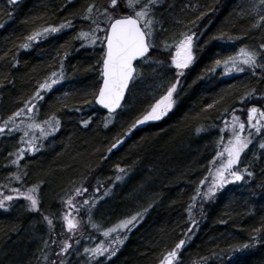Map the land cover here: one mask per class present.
<instances>
[{
	"label": "trees",
	"instance_id": "obj_1",
	"mask_svg": "<svg viewBox=\"0 0 264 264\" xmlns=\"http://www.w3.org/2000/svg\"><path fill=\"white\" fill-rule=\"evenodd\" d=\"M92 2L22 0L9 4L0 0V124L4 125L0 129V197L12 195L5 201L8 207H0V264H56L64 233L61 211L80 187L86 188L83 197L88 201L83 209L90 206L101 224L113 222L104 221L107 217L135 212L132 205L137 200L149 201L145 205L150 204L151 210L123 230L122 242L115 245L109 243L111 235L101 230L95 231L97 242L92 244L91 230L76 251L84 261L71 260L70 253L63 264H159L181 239L185 243L173 264H264V147L260 144L264 131L255 132L247 124L243 130L252 133L251 140L232 166L243 173L242 179L218 187L208 199L202 198V191L196 194L197 187L204 190L211 183L210 167L214 169L227 158L225 153L223 159H212L217 151L224 152L230 135L224 125L231 124L233 111L246 122L248 106L264 108V96L238 99L253 88L264 92V68L260 67L264 56L255 70L242 63L245 70L241 72L225 73L223 65L211 70L218 56L238 52L242 45L259 50L264 44V21L254 25L257 17L264 16V3L153 0L149 14L159 28L149 53L152 58L137 63L138 75L129 85L123 106L105 126L107 113L91 99L100 83L102 46L99 40L93 45L77 38L81 29L95 31L93 21L83 15ZM95 3L103 6L105 0ZM63 21L69 25L30 41L28 48L21 47L33 29ZM185 30L195 33V56L179 74L171 111L158 121L132 128L125 138L130 125L176 80L178 74L170 62L172 42ZM96 35L102 36L103 31ZM165 40L171 47L163 46ZM54 72L62 74L61 80L42 90L27 114L14 117L22 127L13 128V121L5 118L22 107L39 83ZM53 115L59 118L55 131L43 129L46 135L41 136L40 128L27 127L31 120L43 127ZM89 116L88 124L80 123ZM30 134L35 137V151L26 144ZM120 136L125 141L112 150ZM17 156L19 161L11 163ZM245 165L251 175L243 171ZM117 175L123 180L119 182ZM201 179L204 184L199 183ZM31 184L38 185V209L28 208L25 197L13 195V190H26ZM97 195L100 198L91 203ZM100 242L106 250L100 255L89 256L84 251Z\"/></svg>",
	"mask_w": 264,
	"mask_h": 264
},
{
	"label": "snow or ice",
	"instance_id": "obj_2",
	"mask_svg": "<svg viewBox=\"0 0 264 264\" xmlns=\"http://www.w3.org/2000/svg\"><path fill=\"white\" fill-rule=\"evenodd\" d=\"M8 2L11 4L13 0H8ZM152 3L153 0H105V5L101 6L97 5L95 0H93L92 3L87 4V7L83 12V15L86 18L93 21V28L95 31L92 29L87 31L81 29L77 33V38L82 39L85 44L93 45H95L97 40H99L103 46V51L100 53L102 58V64H100L101 82L99 83L98 89L95 91L91 99L93 102H98L99 105L104 106L108 110L107 115L103 120L105 126L111 123V118L115 115L114 110H116L118 106H123L121 105V100L125 95V90L129 85V81L134 80L136 75H138L136 66L134 64L136 58H140L141 60L152 58L150 55H145L146 53H149V48L151 47L152 41L154 39V18L153 16L149 15V13L152 11ZM262 3H264V0H262ZM121 9L125 10L121 11ZM201 15H203V13H201ZM96 20H101L103 23H96ZM261 21H264V16L257 17L256 21H254V25L260 23ZM68 25L69 21H63L61 24H48L44 27L35 28L26 36L21 44V47L28 48L30 47V41L37 40L42 35H47L49 31L56 32L58 29L67 27ZM100 30L103 31V35L97 37L96 32ZM195 39V33L185 30L180 34L178 39L173 40L172 43L174 44V50L173 54L171 55V64L175 65V69L178 74L176 80L168 84L166 91H164L162 95H159L158 98L154 99V101L146 108L143 114L139 115L135 122L126 130L125 135L128 131H131L132 128L136 127L142 122L159 119L172 107L174 102L173 92L177 88L179 74L182 73L184 69L192 63L195 56L193 51ZM163 46L171 47L167 40L164 41ZM262 56H264V44L259 45V50L256 48H248L242 45L238 52L232 53L228 56H218L213 62V68L211 70H215L216 65H223L225 73L231 72L233 70L236 72H241L245 70L243 67H241V63L243 65L250 66V70H255L257 61ZM61 61H63V56H61ZM138 62L139 61H137V63ZM62 66L63 65L61 64V67ZM260 67L264 68V64H261ZM61 78L62 74H58V72L49 73V75L39 83V86L36 88L35 92H33V94L23 102L22 107L17 108L5 119L7 121H13V128L18 126L22 127L21 122L14 121L13 118L21 115L22 112L27 114V111L32 109L33 105L36 103V100L40 99L43 95L42 90H48L52 88V86ZM252 94L264 96V92L257 93L255 88H253L244 92L243 95L238 97V99L240 101H244L246 97H249ZM33 97H35V99H33ZM213 103H215V101ZM205 107H209V105H205ZM91 119L92 117L89 116L87 119H82L80 123L86 125ZM225 119H227V116H225ZM246 124L248 128L253 129L255 132L264 131V108L258 107L256 104L248 106L246 122L245 120L240 119V117L236 115L235 111H233L231 124L224 125V128L230 129V135L228 136L227 142L224 145V152L217 151L216 156H214L212 159L214 161L217 157H221L223 159L225 153L227 158L223 159V162L219 163L214 169L210 167L213 179L211 183L208 184L207 188L201 190L199 187H197L196 189V194H199L202 191L203 199L213 197V194L217 192L218 187H223V185L227 184L229 181L242 179L243 173L238 170H233L232 166L237 163L241 152L249 145L251 140L252 133H244L243 131L246 127ZM58 126V117L53 115L47 118V127L49 129L55 131V128ZM27 127L40 128L41 136L46 135L42 124L35 120L29 121L27 123ZM3 128L4 125L0 124V129ZM223 130L224 129H221L222 132ZM197 131H200V129L197 128ZM23 138L24 137L21 136V140H23ZM33 139H35V137H33ZM123 139L124 136H120L119 139L115 141V144H113L111 147L114 148ZM260 144L261 147H264V139H261ZM42 146L43 145H41V147ZM21 147H23V145H21ZM28 147L32 151H35V146L31 143V141L29 142ZM17 152H19L20 156L24 155L20 149H17ZM18 161L19 156H17L15 160L11 161V163H17ZM115 167L119 169L121 166L117 164ZM243 171L248 172L246 165ZM248 174L251 175V172H248ZM10 175H12L16 180L21 179L18 173H11ZM205 175H207V173ZM116 179H121V176L117 175ZM199 183L204 184L205 181L201 179ZM37 188V184H31L26 190H13V195L25 197L29 201L27 205L28 208L38 209L39 198L36 194ZM0 191L3 190L0 189ZM80 191V188H76L73 195L80 193ZM95 191L99 192L100 189H96ZM104 191L106 192L107 189ZM99 198V195H97L96 198L91 201V203L94 204ZM11 199L12 195H4L0 197V207L7 208L8 204L5 203V201H9ZM82 199L85 203L88 202L86 196L82 197ZM192 202H195L194 198ZM68 204L71 205V208H69L68 211L64 213L63 219L68 229H74L78 221L73 216H71L70 213L72 209L77 207V205L73 203L71 197H68ZM188 211L191 213L192 209L189 208ZM136 215L137 214H133L132 216L121 220L118 227H124L128 225L131 221L135 220ZM44 219L48 221L49 225L52 224V220L48 215H45ZM195 223L196 221L192 220V224L194 225ZM102 230L105 235H107L110 231V229ZM252 235L254 237L253 242H255L256 233L254 232ZM118 241L122 242V238L120 236H117L115 240L111 241V243L115 245ZM62 243L63 247L58 249L60 252H64L65 249H68L69 247V242L67 240H64ZM184 243L185 240H179L173 248L164 253L163 259L159 262V264H173V262L178 258V251ZM248 244L249 242L246 241L244 246L247 247ZM102 245L103 242H100L97 243L91 250L85 248L84 251L88 252L89 256H91L92 253L100 255L102 252L106 251ZM236 247L239 248L240 246ZM107 255H112V251L107 250ZM60 264H63V260L60 261Z\"/></svg>",
	"mask_w": 264,
	"mask_h": 264
},
{
	"label": "rangeland",
	"instance_id": "obj_3",
	"mask_svg": "<svg viewBox=\"0 0 264 264\" xmlns=\"http://www.w3.org/2000/svg\"><path fill=\"white\" fill-rule=\"evenodd\" d=\"M158 28L159 27H158L157 20L154 18V24H153V36H154V39L152 41V45H151L152 47L155 45V42H154L155 41V36H156L155 34H156ZM42 36H44V35H42ZM96 44H97V42H96ZM100 46H102L101 43H100ZM172 54H173V52H172ZM170 62H171V57H170ZM171 65L175 69V65H173V64H171ZM58 74H60V73H58ZM60 80H58L57 82H59ZM171 109H172V107L167 112H169ZM167 112L165 114H167ZM163 116H161L160 118H162ZM43 129H49L47 127V122L44 124ZM32 137H33V134H32V136H31V134L30 135H27V137L25 139V140H27L26 141V144L27 145L29 144L30 141L32 143V141H33ZM119 180L122 181L123 180L122 177ZM229 182H235V180H232V181H229ZM80 189H81L80 193L73 195V193L75 192L74 191L72 193V195L70 196L72 198L73 203L77 205V207L74 208V209H72V211L70 213V215L73 216L78 221V223L76 224V227L74 229H68V228L67 229H64V226H63V223H64V219H63L64 213L66 211H68L69 208H71V205L68 204V199L64 203L63 208H62V211H61V216H62L61 223H62V228H63V232L64 233L62 234L60 243L57 246L56 253L58 252L59 254L57 253L58 254L57 260L58 261L55 260V261H57L56 264H60V261L64 259L63 257H65V256H68L69 257L70 253H75L78 250V247H80V245L84 244L85 238H86L87 234H89V232L91 230L93 231V233H91L89 235L90 236L93 235V237H94V233H95V236H96V232L95 231L101 230L103 232L102 229H110V231L108 232V235H111V240L109 241V243H111V241L112 240H115L117 236H121L122 235L123 230L125 231L126 229L130 228L132 226V222L134 221V220L131 221L128 225H126L124 227H118L119 222L121 220L120 221H115V222H113L111 224V226L105 228V226H103L99 222V220L98 221L95 220L96 218L94 217V214L92 213V210L90 209L91 208L90 206H89V209L88 208L83 209L82 204H86V203H84V200L81 197H83V194H84V191H86V188L85 187H80ZM84 210H86V211H84ZM85 215L89 216V219H86L85 218ZM96 215H99V214L97 213ZM122 220H124V219H122ZM93 225H95V226H93ZM113 226H117V227H113ZM93 237L90 239V241H93V239H94ZM121 238H122V236H121ZM64 240H67L69 242V247H68V249H65L64 252H60V251H58V249L60 247H63V243L62 242ZM55 261L53 260L52 263L55 262Z\"/></svg>",
	"mask_w": 264,
	"mask_h": 264
},
{
	"label": "bare ground",
	"instance_id": "obj_4",
	"mask_svg": "<svg viewBox=\"0 0 264 264\" xmlns=\"http://www.w3.org/2000/svg\"><path fill=\"white\" fill-rule=\"evenodd\" d=\"M146 203H149V201L148 202L147 201L145 202V200H144V202L141 201V203H140V201L137 200V202L132 205L133 206L132 208H134L133 210H135V212L131 213L132 212V210H131L130 212L124 213V214H122L120 216H118V215L117 216H114L113 215V216H111V218L110 217L109 218L107 217L106 220L104 219V221H113V222L114 221H119V220L125 219L127 217H130L133 214H137L136 215V218L140 216L139 218H137V219L140 220V219H142L144 217V215H148V213L151 210L150 204L145 205ZM113 222H107V223L105 222V223H102V225L103 226L104 225H111ZM135 222H137V221H133L132 224H135ZM70 259L71 260H75L77 263H81L82 261H84L83 256L79 252L73 253V255H71V258ZM73 264H76V263H73Z\"/></svg>",
	"mask_w": 264,
	"mask_h": 264
},
{
	"label": "water",
	"instance_id": "obj_5",
	"mask_svg": "<svg viewBox=\"0 0 264 264\" xmlns=\"http://www.w3.org/2000/svg\"><path fill=\"white\" fill-rule=\"evenodd\" d=\"M20 1H22V0H13V2H12V4H17L18 2H20ZM146 54H148V53H146ZM145 54V55H146ZM140 58H136V60H139ZM135 62V61H134ZM129 83H130V81H129ZM129 86V85H128ZM128 88V87H127ZM127 88H126V90H125V94H126V91H127ZM124 98H125V95H124V97L122 98V100H121V104H122V102H123V100H124ZM95 103V105L98 107V108H100L101 110H103V111H105V112H108V110L104 107V106H102V105H99L98 104V102H94ZM118 108H119V106H118ZM118 108L116 109V110H114L115 112L118 110ZM143 123V122H142ZM141 123V124H142ZM141 124H138V125H141ZM119 144H117L116 146H118ZM115 146V147H116ZM114 147V148H115Z\"/></svg>",
	"mask_w": 264,
	"mask_h": 264
},
{
	"label": "flooded vegetation",
	"instance_id": "obj_6",
	"mask_svg": "<svg viewBox=\"0 0 264 264\" xmlns=\"http://www.w3.org/2000/svg\"><path fill=\"white\" fill-rule=\"evenodd\" d=\"M139 217H140V216H139ZM139 217H137V218H139ZM137 218H135V221H141V219L139 220V219H137ZM104 226L107 227V225H104Z\"/></svg>",
	"mask_w": 264,
	"mask_h": 264
}]
</instances>
